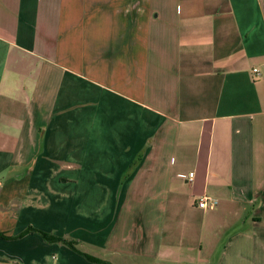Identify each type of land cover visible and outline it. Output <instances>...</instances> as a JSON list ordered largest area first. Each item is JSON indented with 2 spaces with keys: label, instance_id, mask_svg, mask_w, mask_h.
Returning a JSON list of instances; mask_svg holds the SVG:
<instances>
[{
  "label": "crops",
  "instance_id": "obj_1",
  "mask_svg": "<svg viewBox=\"0 0 264 264\" xmlns=\"http://www.w3.org/2000/svg\"><path fill=\"white\" fill-rule=\"evenodd\" d=\"M29 228L264 264V0H0V264H97Z\"/></svg>",
  "mask_w": 264,
  "mask_h": 264
},
{
  "label": "trees",
  "instance_id": "obj_2",
  "mask_svg": "<svg viewBox=\"0 0 264 264\" xmlns=\"http://www.w3.org/2000/svg\"><path fill=\"white\" fill-rule=\"evenodd\" d=\"M25 233H38L42 239L47 242V243H62L64 244L66 247H68L70 250L74 251L75 253H77L78 255L80 256H83L84 258H86L89 262L91 263H97V264H107L106 262L104 261H101V260H96V259H93L91 257H89L88 255H86L85 253L81 252L78 248H77V243L73 240H68V239H62V238H56V237H53V236H50L48 234H45V233H42L40 231H36L34 229H27L25 231ZM19 238V236H18Z\"/></svg>",
  "mask_w": 264,
  "mask_h": 264
},
{
  "label": "built area",
  "instance_id": "obj_3",
  "mask_svg": "<svg viewBox=\"0 0 264 264\" xmlns=\"http://www.w3.org/2000/svg\"><path fill=\"white\" fill-rule=\"evenodd\" d=\"M253 72L255 74L258 73L257 70H253ZM192 177H193V174H189L187 181H191ZM215 205H216L215 201L210 200L206 197H201L197 204L198 208L203 209V210L213 209Z\"/></svg>",
  "mask_w": 264,
  "mask_h": 264
}]
</instances>
